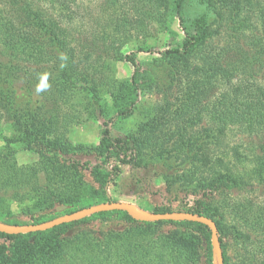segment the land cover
<instances>
[{
  "label": "trees",
  "instance_id": "16d2710c",
  "mask_svg": "<svg viewBox=\"0 0 264 264\" xmlns=\"http://www.w3.org/2000/svg\"><path fill=\"white\" fill-rule=\"evenodd\" d=\"M81 1L0 0V51L7 59V76L10 81L19 79L27 89L36 87L45 101L32 114L24 115L11 95H0V123H10L28 136L29 149L36 157L32 164L22 167L12 153H0L1 223H42L90 203L88 185L81 174L87 170L86 164L73 159L76 153L67 136L73 115L63 111L64 105L71 106L78 90L84 89L92 100L100 99L101 90L121 102L128 96L126 109H119L114 118L129 115L136 100L132 55H124V61L133 68L129 82L113 78L107 60L139 36L151 34L150 28L161 22L165 0H94L95 13L89 8L80 11ZM184 1H176L177 14ZM261 13L260 31L250 37L216 45L208 42L211 32L206 24L197 22L194 32L185 33L181 47L160 51L178 61L169 67L168 85L158 91L162 105L155 115L141 124L137 133L123 139L112 137L111 119L102 122L99 146L104 167H99L103 172L98 173L100 187L94 205L120 202L108 193V186L115 184L121 173L120 167L133 164L140 149L154 146L159 140L157 131L175 118L185 117V125L201 131L203 140L215 125L235 126L250 139L261 141L257 147L259 154L264 152V9ZM85 82L87 87L81 88ZM47 103L51 104L49 109ZM111 158L116 163L108 168ZM259 166L261 169L255 172L264 196V161ZM212 184L208 196L213 199L214 193L225 195L229 201L225 203V214L247 231L240 234V239L241 245L248 248V261L238 264H264V202L231 199L229 191H239L240 186L229 175L218 177ZM207 200L203 194L190 209L148 211L187 212L212 219L223 264H236L222 244L224 212L214 211ZM13 205H23L20 214L27 216V221L14 219ZM94 221L122 225L79 228ZM200 262L212 264L206 226L187 221L139 222L122 211L97 213L40 232L0 233V264Z\"/></svg>",
  "mask_w": 264,
  "mask_h": 264
},
{
  "label": "rangeland",
  "instance_id": "374dc122",
  "mask_svg": "<svg viewBox=\"0 0 264 264\" xmlns=\"http://www.w3.org/2000/svg\"><path fill=\"white\" fill-rule=\"evenodd\" d=\"M176 1L165 0V6L160 11L161 22L150 28L151 34L147 32V35L139 36L127 44L119 55L107 60L106 65L112 77L117 81L128 82L133 68L124 61V55H132L135 60L136 100L129 115L114 118L119 109H126L130 100L128 96H123L125 100L122 99V102L115 100L107 90H101L99 100H92L84 89L78 90L71 106H63L64 113L73 115L67 134L73 146V154L76 153L73 159L81 165L86 164L87 169L81 174L88 185L90 203L82 208L93 206L99 194L98 173L103 172L99 167H104L99 146L103 120L111 119L112 137L123 139L137 133L140 125L150 121L162 105L158 91L168 85L169 67L178 59L163 56L160 51L181 47L185 33L194 32L197 22L206 24L207 31L211 32L208 42L220 46L260 31L264 0H185L179 14L175 9ZM79 4L80 11L89 8L95 13L94 0H82ZM76 21L79 23L78 19ZM151 49L154 50L151 52ZM6 71L7 59L0 51V95H11L22 114H32L45 102L39 90L36 87L27 89L19 79L10 81ZM53 74L55 77L58 75L56 70ZM80 87H87V83H82ZM50 107L51 104L47 103L46 109ZM167 124L157 131L159 140L154 146L140 149L135 154L133 164L120 167L121 173L115 184L108 186V193L120 202L130 203L146 211L155 208L190 209L206 194V203L213 205L217 213L224 212L222 244L227 256L236 264L248 261V248L241 245L240 239V234L247 231L236 219L225 214L228 198L214 193L211 199L208 193L213 187L212 182L217 181L218 177L229 175L240 186L239 191H229L231 199L264 202L261 192L263 185L259 183L255 172L264 161V152L259 154L257 147L261 141L250 139L241 129L230 125L213 126L203 140L201 131L185 125V117L175 118ZM9 152L22 167L32 164L36 159L29 149V137L12 124L1 122L0 153ZM115 163L114 158H111L108 168ZM12 210L14 219L28 220L27 216L20 214L23 205H13ZM121 225L116 221L101 224L94 221L79 228L108 229Z\"/></svg>",
  "mask_w": 264,
  "mask_h": 264
},
{
  "label": "water",
  "instance_id": "95a60500",
  "mask_svg": "<svg viewBox=\"0 0 264 264\" xmlns=\"http://www.w3.org/2000/svg\"><path fill=\"white\" fill-rule=\"evenodd\" d=\"M111 211H122L127 213L133 220L139 222H159V221H173V222H193L204 225L210 232V244L212 251V264H223V253L221 244L217 234V227L215 222L205 216L196 215L187 212H167V213H155L146 211L144 209L137 208L127 202H106L100 203L89 207L80 208L74 212L64 214L55 217L51 220L44 221L37 224L27 225H9L0 222V233L6 235H19L27 234L32 232H40L51 229L53 227L72 223L91 215L111 212Z\"/></svg>",
  "mask_w": 264,
  "mask_h": 264
}]
</instances>
